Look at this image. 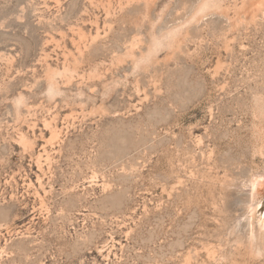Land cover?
I'll return each instance as SVG.
<instances>
[{
	"label": "rangeland",
	"instance_id": "1",
	"mask_svg": "<svg viewBox=\"0 0 264 264\" xmlns=\"http://www.w3.org/2000/svg\"><path fill=\"white\" fill-rule=\"evenodd\" d=\"M264 0H0V264H264Z\"/></svg>",
	"mask_w": 264,
	"mask_h": 264
},
{
	"label": "bare ground",
	"instance_id": "2",
	"mask_svg": "<svg viewBox=\"0 0 264 264\" xmlns=\"http://www.w3.org/2000/svg\"><path fill=\"white\" fill-rule=\"evenodd\" d=\"M264 217V216H263ZM264 221V220H263Z\"/></svg>",
	"mask_w": 264,
	"mask_h": 264
}]
</instances>
